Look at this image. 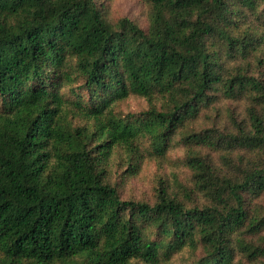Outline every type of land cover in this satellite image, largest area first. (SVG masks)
I'll return each mask as SVG.
<instances>
[{
	"label": "trees",
	"instance_id": "trees-1",
	"mask_svg": "<svg viewBox=\"0 0 264 264\" xmlns=\"http://www.w3.org/2000/svg\"><path fill=\"white\" fill-rule=\"evenodd\" d=\"M142 1L0 0V264H264V0Z\"/></svg>",
	"mask_w": 264,
	"mask_h": 264
},
{
	"label": "rangeland",
	"instance_id": "rangeland-1",
	"mask_svg": "<svg viewBox=\"0 0 264 264\" xmlns=\"http://www.w3.org/2000/svg\"><path fill=\"white\" fill-rule=\"evenodd\" d=\"M106 10L112 19H118L123 16H128L137 20L141 26L147 27L146 6L142 0H105ZM133 109H138L144 105L143 101L133 99L130 101ZM176 157L178 153L174 154ZM158 171V166L155 162L147 164L143 168V172L139 177L131 178L125 184L122 192L124 197L142 196L151 192L152 178L155 172ZM167 172L168 169L165 168Z\"/></svg>",
	"mask_w": 264,
	"mask_h": 264
}]
</instances>
